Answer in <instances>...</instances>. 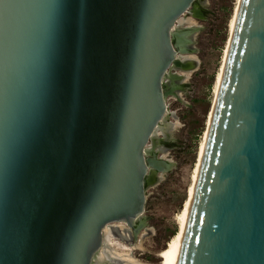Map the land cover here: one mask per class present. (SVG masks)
Segmentation results:
<instances>
[{
    "label": "water",
    "instance_id": "obj_1",
    "mask_svg": "<svg viewBox=\"0 0 264 264\" xmlns=\"http://www.w3.org/2000/svg\"><path fill=\"white\" fill-rule=\"evenodd\" d=\"M197 2L0 0V264H93L144 225ZM176 264H264V0L238 4Z\"/></svg>",
    "mask_w": 264,
    "mask_h": 264
},
{
    "label": "rangeland",
    "instance_id": "obj_2",
    "mask_svg": "<svg viewBox=\"0 0 264 264\" xmlns=\"http://www.w3.org/2000/svg\"><path fill=\"white\" fill-rule=\"evenodd\" d=\"M236 0H198V14L187 12L180 26L194 27L187 48L189 67L183 71L171 68L180 77L176 94L166 98L167 114L161 128L156 129L157 155L172 162L170 169L146 187L143 216L145 226L140 234L142 247L124 240L123 249L142 264H160L157 252L177 230V215L187 197V189L197 159V152L207 126L214 98V84L229 36V21ZM182 72L188 73L187 75ZM177 84V82H174ZM150 144V142H149Z\"/></svg>",
    "mask_w": 264,
    "mask_h": 264
},
{
    "label": "bare ground",
    "instance_id": "obj_3",
    "mask_svg": "<svg viewBox=\"0 0 264 264\" xmlns=\"http://www.w3.org/2000/svg\"><path fill=\"white\" fill-rule=\"evenodd\" d=\"M239 1L240 0H236L234 11H233V14H232L230 21H229V36H228V39H227V42H226V45L224 48L223 58H222L218 73H217L216 78H215L214 98H213V102H212V108L210 109L209 115L207 117L208 118L207 119V126H206V129H205L203 136H202V140L200 141V144L198 147L197 159H196V162L194 164L192 174H191V181H190L189 187L187 189V197L183 203V206H182L180 212L177 215L178 226H177L176 232L166 242V245L157 252V255L160 258V264H176V262H177L179 249H180V243H181V236H182V233H183L186 221H187L189 207H190V203H191V199H192V195H193V191H194V187H195V183H196V179H197V175H198V171H199V167H200V162L202 159V154H203V150H204V146H205V140L207 137V130H208V126L210 124L212 109H213V106L215 104L216 96L218 94V90H219V86H220V82H221L224 62H225V58H226L228 48H229L230 36L232 34V30H233L234 24H235V18H236V14H237V8H238ZM184 21L188 22V21H190V18H188V17L184 18L183 16H181L178 19V22L176 23V27L181 25L182 22H184ZM188 57H189V55L186 54V55H183L182 58H188ZM189 61H187V62L185 61L186 62L185 65H188V67L190 64ZM180 70L183 71L185 69L181 68ZM182 74L187 75L188 73L182 72ZM148 147L157 150L156 143L155 144L150 143L148 145ZM114 226L119 227L120 229H123L125 227V224H124V222H113L111 224L106 225V227L103 230V234H104L103 246L96 253V255L94 257L93 264H142L141 262L137 261L135 258L130 256V252L126 248L123 249L122 243L112 233V227H114ZM142 236L143 235L140 234L141 238L135 243L136 248L142 247V243H143V241L141 240ZM105 247L107 248V251L105 250ZM131 248H134V245ZM120 260H121V262H119Z\"/></svg>",
    "mask_w": 264,
    "mask_h": 264
},
{
    "label": "flooded vegetation",
    "instance_id": "obj_4",
    "mask_svg": "<svg viewBox=\"0 0 264 264\" xmlns=\"http://www.w3.org/2000/svg\"><path fill=\"white\" fill-rule=\"evenodd\" d=\"M190 12L193 14L192 11H190ZM143 217L145 219V216H143ZM145 222L146 221H144V225L139 226L140 221L137 220L134 222L133 226H131V227L124 223L125 227L123 229H120L119 227L114 226V227H112V233L114 235H117V237L120 238L121 240L128 242V244L133 245L134 242L137 241L136 239L138 238L140 233L142 232V229L144 228V226L146 224ZM105 250L107 251L106 247H105ZM119 262H121V260Z\"/></svg>",
    "mask_w": 264,
    "mask_h": 264
}]
</instances>
